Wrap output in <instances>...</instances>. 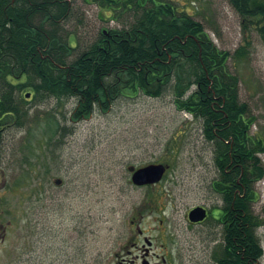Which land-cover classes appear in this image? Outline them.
<instances>
[{"label": "rangeland", "instance_id": "obj_1", "mask_svg": "<svg viewBox=\"0 0 264 264\" xmlns=\"http://www.w3.org/2000/svg\"><path fill=\"white\" fill-rule=\"evenodd\" d=\"M171 1L231 52L228 66L239 77L240 99L257 117L252 131L264 140V41L257 30L244 31L242 16L230 0ZM72 3L75 16L65 25L81 37L82 49L102 29L128 26L135 19L127 12L108 20L110 13L103 14L95 3ZM247 33L249 55L239 61L234 52ZM26 98L20 101L29 109L24 126L4 127L0 142V218L13 221L9 236L17 248L26 235L32 242L26 264H37L40 255L47 256L40 264L56 256L59 264L66 259L82 264L83 254L93 262L100 252L122 245L137 224L155 236L173 233L187 258L203 262L205 234L186 216L192 206L221 198L212 187L219 176L214 145L205 138L202 121L179 110L171 92L161 97L121 94L109 108L96 105L80 118L75 115L76 97L42 100L30 93ZM260 156L264 166V152ZM154 162L169 165L160 182L131 181L129 166ZM56 178L62 183L56 184ZM256 189L253 209L264 220V177ZM257 233L264 246V225ZM5 248L0 246V264H6Z\"/></svg>", "mask_w": 264, "mask_h": 264}, {"label": "trees", "instance_id": "obj_2", "mask_svg": "<svg viewBox=\"0 0 264 264\" xmlns=\"http://www.w3.org/2000/svg\"><path fill=\"white\" fill-rule=\"evenodd\" d=\"M62 1L66 7L56 9ZM89 1L103 14L109 12L108 20L128 11L135 12V19L128 27L102 30L99 43L82 52L70 70H62L58 64L65 63L73 48L68 40L56 44L50 57V42L35 54L29 46L41 29L60 31L63 24L57 20L70 19V0H0V142L4 127L24 126L29 109L20 101L28 100V90L35 99L76 97L75 115L80 118L96 105L109 108L121 94L159 96L171 86L176 107L200 119L205 138L214 145L221 175L212 187L234 203L228 236L234 264H258L263 249L256 228L264 220L254 213L253 203L259 197L256 183L264 177V140L252 131L257 117L240 99L239 77L228 66L231 52L171 0ZM230 1L242 16L244 31L253 27L264 41V0ZM250 44L247 33L234 57L248 58ZM98 73L109 74L118 86L100 90Z\"/></svg>", "mask_w": 264, "mask_h": 264}, {"label": "flooded vegetation", "instance_id": "obj_3", "mask_svg": "<svg viewBox=\"0 0 264 264\" xmlns=\"http://www.w3.org/2000/svg\"><path fill=\"white\" fill-rule=\"evenodd\" d=\"M216 193L220 196V193ZM212 202L215 203H202L208 210V215L204 220L194 222L188 219V215L186 216L191 226L202 227V233L205 234L202 239L206 242L207 246L204 249L207 251L203 262H199L191 255L187 258L182 246L176 240L177 236L171 235L173 233L165 232L159 233L160 236H155L151 231L137 224V230L127 236L122 245L112 247L108 253L100 252L93 262H90V258L83 254L82 264H187L188 260L191 264H234V251L228 240L234 224V203H228L222 197L213 199ZM256 215L263 218L259 214ZM206 224H209L208 227ZM261 225L256 228V234L263 249L261 256L256 259L258 264H264V246L257 233ZM12 227V220L4 223L0 218V246L6 245L3 249V260H6V264H26L30 258L28 254L33 249L32 242L26 235L22 237V246L17 248V244L12 242L9 236ZM211 241L213 245L209 246ZM44 259H47V256L40 255V261L38 260L37 264L42 263ZM73 261L74 259H66L65 264H75ZM54 263L59 264V256L51 258L49 264Z\"/></svg>", "mask_w": 264, "mask_h": 264}, {"label": "bare ground", "instance_id": "obj_4", "mask_svg": "<svg viewBox=\"0 0 264 264\" xmlns=\"http://www.w3.org/2000/svg\"><path fill=\"white\" fill-rule=\"evenodd\" d=\"M53 1H55V0H53ZM12 2H14V0H12ZM70 3H71V6H72V10L73 11H70L69 14H70V17L73 18L75 16V14H74V6H73V3H72V0H70ZM65 7H66V2L62 1L57 6L56 9L63 10ZM128 13H134L135 14L134 11H128ZM135 16H136V14H135ZM57 21L59 23H62L63 24L60 27V31L51 32V34H49L47 30L41 29L40 32L38 33V35L34 38V44L33 45H30L29 48H30L31 52L35 54V53H38V51H40L42 49L41 47L43 45L45 46V43L46 42H47V44L50 42L51 43L50 44L51 49L49 50V52H47V56L50 57L55 52L56 47H54V46L56 44L61 43V42H64L65 39L68 40L69 43L73 47L72 48L71 55L66 56L65 63L64 64H58V67L60 69H62V70H70L73 67L74 63H75V59L77 57H80L83 54L82 52H84L87 49L90 50L93 46H95V45H97L99 43V38H100L101 34L95 40H93L92 42L88 43L87 46L82 49V46L81 45H83V42H82L81 37L78 36L77 32L69 31V29L65 25L66 20H64L63 18L58 19ZM128 26H124V27H128ZM121 28H123V27H121ZM102 30L105 31V29H102ZM66 31L68 32V34L66 33ZM38 38L39 39L40 38L44 39V44L41 41H39ZM44 49H46V46L43 47V50ZM77 50L79 51L78 53L76 52ZM60 55H61V53L60 54H57V55H54V58L56 59ZM88 58L91 59L92 58V55H89ZM102 74L103 73H98V74L95 75L99 79V89L100 90H109V89L111 90L115 86H118L117 82L112 78V76H110L109 74L108 75H102ZM168 91L172 93L171 86L167 87L166 90H164L161 95H159V96H152V97H161L165 92H168ZM143 94H145V93H143ZM172 95L175 98V96H174L173 93H172ZM215 164H216V162H215ZM216 168H217L218 173H219V176H220L221 175L220 165L219 164H216Z\"/></svg>", "mask_w": 264, "mask_h": 264}, {"label": "water", "instance_id": "obj_5", "mask_svg": "<svg viewBox=\"0 0 264 264\" xmlns=\"http://www.w3.org/2000/svg\"><path fill=\"white\" fill-rule=\"evenodd\" d=\"M26 96L29 97L30 92H27ZM167 168L168 164L165 163H149L139 168H135L134 165L129 166V170L132 172L131 180L136 185L154 184L159 182ZM61 182V178L55 179L56 184H60ZM207 214L206 207L203 205H197L189 211L188 216L191 221L196 222L204 220Z\"/></svg>", "mask_w": 264, "mask_h": 264}]
</instances>
